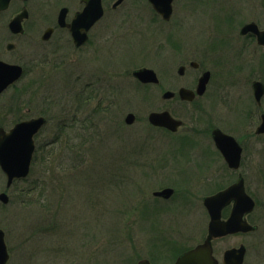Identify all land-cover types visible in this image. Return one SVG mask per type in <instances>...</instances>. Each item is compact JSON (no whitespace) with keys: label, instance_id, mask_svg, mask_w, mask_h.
Listing matches in <instances>:
<instances>
[{"label":"rangeland","instance_id":"obj_1","mask_svg":"<svg viewBox=\"0 0 264 264\" xmlns=\"http://www.w3.org/2000/svg\"><path fill=\"white\" fill-rule=\"evenodd\" d=\"M37 2L42 6L36 7ZM29 7L25 34L15 40L7 37L0 54L11 62L38 57L39 68L34 77L9 88L0 98V108L16 106L5 128L38 115L48 121L37 134V159L26 181L7 189L0 168V192L6 190L10 196L8 204L0 201L8 264H138L144 257L161 264L173 262L204 240L209 218L204 219L198 205L158 215L153 192L178 180L171 186L179 193L192 190L196 194L188 199L196 202V195L227 186L230 178L216 188L218 179L204 176L203 165L216 153L207 137L211 139V126L221 125L228 111L230 120L222 128L229 133L245 131L232 126L250 112L247 87L229 77L230 65L219 57L218 36L227 32L212 28L213 11L199 3L175 0L174 15L165 23L149 0H125L116 14L108 8L106 46L97 57L88 58L69 47H37L38 33L46 24L43 16L53 5L33 0ZM14 9L0 16V31ZM6 35L1 31L0 40ZM9 41L16 48L7 50ZM190 60L200 62V68L191 67ZM182 64L187 70L180 76ZM139 67L153 68L160 84L140 83L133 76ZM204 68L224 73L212 78L207 94L218 91L220 99L201 105L204 98L191 103L162 98L166 89H194ZM165 109L184 121L175 133L148 120L151 111ZM128 112L136 115L131 125L125 122ZM218 115L222 116L216 119ZM165 153L177 154L181 181L174 176L167 180L168 170L153 175L150 159ZM258 196L264 202V191ZM240 242L249 247L247 264H264L263 226L219 245L226 249Z\"/></svg>","mask_w":264,"mask_h":264},{"label":"flooded vegetation","instance_id":"obj_2","mask_svg":"<svg viewBox=\"0 0 264 264\" xmlns=\"http://www.w3.org/2000/svg\"><path fill=\"white\" fill-rule=\"evenodd\" d=\"M32 1L33 0H10L6 8L0 9V16H1L6 14L9 11V9H11L12 7L15 8L13 11V17L7 20V25H5L4 28L1 30V31H6L7 35L4 37L3 40L2 39L0 40V53L5 48L4 40L7 37L9 39L15 40L16 37L25 34V30H26L25 22L30 17L31 9L29 5L31 4ZM49 1L53 5V8L50 10L51 12L46 11L45 17L43 16L44 18L43 21L46 24L38 33L39 39L37 38L36 46L44 47L52 44L57 48L69 47L76 51H82L84 54H87L86 57L88 58L97 57L99 55L100 49L106 46L105 43H106L107 35H106L105 27H106V16H107L108 8L113 12V14H116L120 6L125 2V0H123L120 4L115 5L117 0H101L103 12L102 15H100L97 19H95L97 13H93V12L86 14L85 16L84 15L81 16V12H83L86 6H88V2L86 0H49ZM189 1L191 6L195 3H199L204 9H211L214 13L212 14V24H211L212 28L215 29L216 31L219 30V31L227 32V35L222 34L218 36L219 42L216 45L217 48L219 49V53H220L219 57L224 63L230 65L228 72L229 77L232 78L234 82L238 81L237 85H239L241 82L242 84L241 86L247 87V89L245 90V93L248 94V97H246V102L249 103L250 112L249 114H247L246 120H244V117H240L242 119L240 124L232 126L234 128H239V129H242L244 127L243 129H245V131L240 133H229L222 128V127L227 128V126H225L224 123L227 120L228 121L230 120V116L228 115V113L230 114L231 111H228L227 116L223 117L224 119L221 125L217 124L211 126L210 128L211 139L207 137L209 141L213 145H215L214 147L216 149V153L214 154L213 158L208 164L203 165V170L205 171L204 176L214 178L213 180L218 179L217 182L219 183L216 186V188L220 186V182L224 183L226 178H230L231 182L227 186L220 188L216 192L207 194L203 197L200 196L198 197L196 195V200L199 201L195 202L188 199L193 197L194 194H196L192 190H184L183 192L179 193L174 186H171L178 182V180L174 179L177 181L176 183L170 182L171 185L161 186L160 188L154 191L156 192L167 187H172L174 189V193L169 198H165L160 195H155L153 192V200H154L153 202L156 205L155 208L158 209L157 214L161 216L169 215V213L170 214L176 213V210L180 208L190 211V209L193 206L198 205L204 214V219H207L208 217L210 222V214L204 204V198L208 195L216 194L221 190H224L227 187L234 185L238 181L242 180L246 193H248L255 201V205L253 209L251 211L246 212L243 215V220L256 226V229L248 232L240 231L237 233H230L221 237H217L212 241V247H213V255L216 258L218 264H225V252L229 249L239 248L241 247V245H244L246 247V250H245L243 262L241 264H247V260L249 257V247L246 243L240 242L239 244L231 245L226 249L220 248L221 246L219 245V243L228 237L241 235V234L249 235L258 232L261 226H263L264 228V202H260L259 201L260 197L258 196V194L264 191V141H263L264 132L262 133L258 132V127L260 126L264 115V92L261 94L260 98H258L255 90L256 85H258L259 89L264 88V0H189ZM98 3L99 2H97V5ZM174 3L175 0H173L172 2L173 10L171 17L169 19L163 18V16L154 8L153 5L152 7L156 11V13L163 19L165 23H169L174 15V10H175ZM37 6L38 7L42 6V2L41 3L37 2L36 7ZM24 10H27L28 12V17L23 20L24 32L15 33L10 28V22L15 16H17ZM74 30L77 34H83L84 37H86V40L80 45L76 43ZM9 44H14V46L12 48H9ZM14 48H16L15 42L13 41L7 42L6 44L7 50H13ZM0 60L3 62L18 64L22 66L23 73L19 81L25 77H34V75L37 73L39 68L38 57H25L22 59L21 62H11L4 59L0 54ZM193 62L197 63V65L195 66ZM182 65L186 66V70H187V65L186 64H182ZM189 65L193 67L195 70H197L200 68L201 64L197 60H190ZM206 71H210V80L207 84L205 92L201 95L197 94L192 101L181 100L182 102L191 103L194 102L195 100H200L201 98H204L203 101H201L200 103L202 105L204 101L208 102L210 98L213 100L215 99L217 100L221 98V96L218 94L219 93L218 91L217 93L216 91L215 92L212 91L211 95H207L209 92V85L213 80L212 78L214 76L223 77L224 75V73L220 72L219 70H216L215 72V68L214 71L205 68L202 69L200 71L199 76L197 77V82L195 83V88L193 90L196 91L199 80ZM185 73L183 75H185ZM17 82L18 81H16V83ZM16 83L9 85L5 90H3L0 93V98L4 96L6 92L9 90V88L15 85ZM173 99H180V98L176 94L175 97L165 100H173ZM23 102L24 101L22 100L21 104L19 105L20 110L22 109L21 105ZM15 107L16 106H14V108L10 107V109L0 108V127L6 130H10L12 127H14L17 123L21 121L44 116V115H38L30 118L21 119L15 122L13 126H11L10 128H5L13 114L11 111L14 110ZM221 116L218 115L216 119L221 118ZM183 126H184V121L181 127ZM163 129L168 130L166 128ZM215 129H221L224 133L234 136V138L237 140V142L241 147L239 153H236L235 152L236 149H234V152L230 154V158L228 159L226 155L216 145L213 136ZM37 134L38 133H36V135L34 136L35 148H34L31 168H30V174L37 159V152H38ZM248 140L250 141L247 142ZM158 156H159L158 158L154 156L153 158L150 159L149 162V166L151 167L153 175L164 174V170H168L164 174L167 180L171 176L178 177L177 174L179 173L178 172L179 164L176 161L177 154L174 155V154L165 153ZM221 177H224V179H221ZM179 178L182 179L181 177H178V179ZM27 179L28 177L20 180L26 181ZM17 181L19 180L14 181L13 184L16 183ZM177 192L180 195H178L177 200L174 201L173 198L176 196ZM235 205H236V200L233 199L222 208L221 210L222 221H227L230 218ZM207 236H208V228H207L206 237ZM206 237L204 238V240L206 239ZM203 241L199 242L198 244L202 243ZM193 247L185 249L181 253L188 251ZM10 259L11 256L7 264L10 262ZM174 261L169 264L174 263ZM151 262L153 261L151 260ZM153 263L161 264L156 262Z\"/></svg>","mask_w":264,"mask_h":264},{"label":"water","instance_id":"obj_3","mask_svg":"<svg viewBox=\"0 0 264 264\" xmlns=\"http://www.w3.org/2000/svg\"><path fill=\"white\" fill-rule=\"evenodd\" d=\"M10 0H0V9L6 8ZM88 6L81 12V16L89 13H97L95 19L102 15L103 8L101 0H86ZM123 0H117L115 5H118ZM97 2L98 5H97ZM154 8L165 19H169L172 14L173 0H150ZM28 17L27 10L22 11L15 16L10 22V28L15 33H23V20ZM75 40L78 45L82 44L86 37L83 34H77L74 30ZM14 44H9L12 48ZM196 66L197 63L193 62ZM186 66L181 65L178 68V74L185 73ZM22 66L13 63H7L0 60V93L9 85L15 83L22 76ZM133 75L143 83L160 82L157 72L149 67H140L133 71ZM210 80V71H206L200 78L196 91L181 87L179 89V96L182 100L192 101L197 94H203L206 90L207 84ZM256 95L260 98L264 92V88L255 86ZM176 92L173 90H166L163 92L164 99H171L175 97ZM149 122L158 127H164L172 132L178 131L182 126L183 121L174 117L170 111H152L148 116ZM136 120V115L129 112L125 121L128 124H133ZM47 118L40 116L17 123L12 129L6 131L0 127V166L7 176V186L10 187L15 179L25 178L30 173V166L34 153V135L46 124ZM258 132H264V115ZM216 145L229 159L230 154L234 152L239 153L241 147L234 136L224 133L221 129H215L213 133ZM174 193L172 187H167L162 190L154 192L155 195H160L169 198ZM236 200V205L232 215L227 221L221 220L222 208L232 201ZM0 200L4 203L9 202V196L6 192L0 193ZM204 204L210 214V222L208 225V236L206 239L196 245L194 248L180 254L173 264H218L213 255L212 241L217 237H221L230 233L248 232L256 229V226L243 220V215L251 211L255 205L254 199L246 193L242 180L234 185L227 187L220 192L208 195L204 198ZM246 247L241 245L239 248H232L225 252V264H241L244 259ZM9 260V252L5 241V232L0 228V264H7ZM138 264H154L148 258H142Z\"/></svg>","mask_w":264,"mask_h":264}]
</instances>
